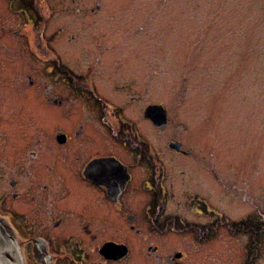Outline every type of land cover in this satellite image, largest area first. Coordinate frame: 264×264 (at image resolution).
Listing matches in <instances>:
<instances>
[{"label":"flooded vegetation","instance_id":"flooded-vegetation-1","mask_svg":"<svg viewBox=\"0 0 264 264\" xmlns=\"http://www.w3.org/2000/svg\"><path fill=\"white\" fill-rule=\"evenodd\" d=\"M28 8H19L21 17L28 18ZM10 26L0 24V230L15 237L22 264H203L192 251L215 245L222 224L244 237L247 255L256 254L246 264H259L264 210L222 223L214 189L212 197L191 184L175 192L166 152L196 159L204 171V149L185 150L179 141L157 147L170 117L158 126L148 109L169 112L154 100L138 108L141 97L124 82L120 58L106 67L103 53L94 54L78 73L61 37H38L49 62L35 69L28 41L13 37ZM13 54L22 61L17 73ZM144 92L150 97L151 87ZM218 163L214 154L217 195ZM188 209L207 224L191 226Z\"/></svg>","mask_w":264,"mask_h":264},{"label":"rangeland","instance_id":"rangeland-1","mask_svg":"<svg viewBox=\"0 0 264 264\" xmlns=\"http://www.w3.org/2000/svg\"><path fill=\"white\" fill-rule=\"evenodd\" d=\"M23 1L26 6L0 0V24L28 41L26 57L35 69L49 62L38 37H61L78 73L94 54L103 53L106 67L120 58L124 82L134 83L141 97L138 108L154 100L169 112L170 126L157 132V147L169 150V142L179 141L185 150L204 149V171L196 159L166 152L178 195L188 184L211 197L214 189L222 223L264 210V0ZM20 7H30L28 18L20 16ZM12 63L17 73L22 61L13 54ZM147 87L150 97L144 96ZM214 154L219 195L210 169ZM186 218L196 227L208 222L190 209ZM227 227L222 224L215 245L195 246L192 253L203 255V264H246L256 256L247 255L244 237ZM260 253L264 264V248Z\"/></svg>","mask_w":264,"mask_h":264},{"label":"water","instance_id":"water-1","mask_svg":"<svg viewBox=\"0 0 264 264\" xmlns=\"http://www.w3.org/2000/svg\"><path fill=\"white\" fill-rule=\"evenodd\" d=\"M151 118L156 120L158 126L167 123V112L163 106H152L148 109ZM0 264H22V258L15 237L9 230H0Z\"/></svg>","mask_w":264,"mask_h":264},{"label":"snow or ice","instance_id":"snow-or-ice-1","mask_svg":"<svg viewBox=\"0 0 264 264\" xmlns=\"http://www.w3.org/2000/svg\"><path fill=\"white\" fill-rule=\"evenodd\" d=\"M100 167H101V169H103V164L102 163H101Z\"/></svg>","mask_w":264,"mask_h":264}]
</instances>
